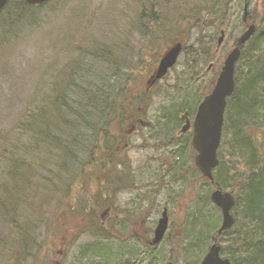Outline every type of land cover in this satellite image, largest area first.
<instances>
[{"label":"trees","instance_id":"16d2710c","mask_svg":"<svg viewBox=\"0 0 264 264\" xmlns=\"http://www.w3.org/2000/svg\"><path fill=\"white\" fill-rule=\"evenodd\" d=\"M134 1L142 35L164 44L182 43L183 53L189 55V76L181 100L175 98L158 108L159 128L147 127L154 139L168 142L151 147L162 150L179 145L175 139L167 141L176 136L179 113L183 109L194 112L209 85L214 84L199 89L208 73L203 68L211 63L216 67L226 52L228 39L219 49L218 37L236 22V9L245 5V0H146L148 5L145 0ZM248 3L251 8L252 0ZM49 4L32 6L25 0H10L0 13V47L6 50L23 35L42 31L41 13ZM262 7L261 13L257 6L249 10V23L256 26V32L243 47L237 66L236 91L228 102L214 185L195 167L196 152L190 143L180 152L175 149L170 157L166 178L172 176L171 181L182 182L193 196L196 193L185 221L179 222L180 235L172 232L167 237L176 247L171 261L182 256L187 263L200 264L216 238L222 255L232 264H264V0ZM241 26L244 33L243 15ZM194 35L196 45L187 46ZM84 38L76 47L65 49V63L61 56L55 57V64L59 63L56 69L48 67L49 76L47 71L43 73L26 109L10 130L0 131V264H45V251H53L51 243L59 235H67L69 222H64L65 218L70 222L83 218L73 243L84 233L109 241L111 229L123 249L131 242L142 246L137 242L138 232L131 230L129 239L124 238L127 226L132 227L133 219L138 221L141 209L129 211L122 222H111L107 211L114 207L116 193L139 190L122 141L132 136L128 131L141 120L136 112H145L151 105V91L147 92L146 86L137 90L136 85L154 70L142 72V52L138 59H128L117 44ZM162 50L158 49L157 63ZM187 157L191 165L185 162ZM216 188L231 191L236 198V223L220 236V221H214L218 209L211 202ZM155 194L159 191H148L144 198L149 201ZM179 197L184 195L168 199L177 210ZM61 219L65 225L59 227ZM48 220L54 224L42 238V226ZM198 229L202 232L197 233ZM210 230L211 238L207 236ZM152 233L145 231L144 247L157 251L158 247L150 245ZM97 246L85 252L105 261L116 257L114 251L111 257L108 248Z\"/></svg>","mask_w":264,"mask_h":264},{"label":"rangeland","instance_id":"374dc122","mask_svg":"<svg viewBox=\"0 0 264 264\" xmlns=\"http://www.w3.org/2000/svg\"><path fill=\"white\" fill-rule=\"evenodd\" d=\"M262 2L263 0H252L250 10L257 6L261 13L263 9ZM145 3L146 0L144 1ZM243 8L244 5L239 4L236 9L239 17L227 30L226 52L219 60L217 68L220 67L227 53L232 49L236 39L242 34L241 18ZM41 14L44 17L42 31L35 30L31 34L23 35L16 42L11 43L6 50L5 47H0L1 132L10 130L19 115L26 109L29 99L35 93L34 90L37 89L43 79V73L47 71L48 77L51 69H56L55 66L59 63L55 64V57L61 56V61L65 63L68 58L63 55L65 49L71 45L76 47L83 37H85L84 39L94 38L103 44H117L124 51L123 55L128 59H138L140 56L139 52H142V72L154 70L157 66L158 49L163 47L161 56L168 46L171 45V43L164 44L161 41L155 42L151 35L148 36L144 33L142 35L139 32V28L141 29V25L138 23L139 12L134 0H55L46 6ZM196 38L197 36L194 35L187 46L196 45ZM86 47L88 48L89 46L86 45ZM147 47L148 49H146ZM188 60L189 55L183 53L177 66L151 91L149 109L145 112H136L138 114L137 117L147 122L152 128L156 127L157 129L160 127L158 108L171 104L175 101V98H178L179 101L181 100V90L187 86L186 78L189 76ZM51 65L52 68L47 70ZM203 71L208 72L207 66L203 68ZM149 77H146L145 80L136 85L137 90H141L143 86H146ZM214 78L213 72H209L206 75V79L199 85V89H205L208 86L206 83L210 84ZM48 80L49 78H47ZM210 88H212V84L209 85ZM189 103L193 105V100H189ZM138 125L140 126V131L123 140L122 143L124 145L127 141L132 146L126 156L131 163L135 184H138L139 190H125L116 193L110 220H112L111 222L116 220L122 222L126 219L129 211L139 207L142 209V213L148 217V221L142 228H138L140 223H137L133 234L138 232L141 236H145V231H153L156 227L158 220L162 216L163 209L168 208L171 218L170 222L171 220L174 222V227H171L169 234L173 232V234L180 235L179 222L185 221L187 212L191 207L189 202H191L193 194L182 182L171 181L172 176L166 178V176H169L166 175V168L169 166L168 162L172 164L170 157L174 156L173 148L167 147L162 150L151 148L152 146H162V143L167 145L168 142L163 138L154 139L156 136L149 133L147 126L146 128L143 126L141 128V124ZM184 160H186L185 162L188 165H191L188 157L184 158ZM157 190L159 191L158 195L155 194L149 201L145 200V193L148 191L156 192ZM176 194L184 195V198H177V201L180 202L178 210L174 209L172 203L168 200L169 197ZM195 197L196 193H194L193 198L195 199ZM210 210L215 211L212 207H210ZM214 213L216 216L214 221L216 220L217 224L220 221L218 229L222 223V216L218 210ZM209 217L207 216V218ZM82 220L83 218H78L70 222L65 218L64 222H69L67 235L66 237L59 235V239L51 243L53 251H50V249L45 251V264H167L171 260L172 252L176 249L173 243L174 240L168 239V241V236L156 248L157 251L146 249V247L139 245L134 246L135 243L133 242L126 243L123 249V246L117 240L119 237H115L111 229H108L111 234L109 241L93 237L90 233H84L73 243L77 236L76 234L81 230ZM44 223L42 226L43 236L40 235L42 238L46 237L47 233L52 230L54 221L48 220ZM63 225L65 224H62L61 219L58 226L62 227ZM191 228L190 226L189 233ZM130 231V226H127L125 240L129 239V234L132 233ZM200 232L202 231L198 229L197 233ZM207 236L211 238V230L208 231ZM92 246L102 249L108 248L109 252H111V257L113 251L116 257L105 261L99 259L95 254L86 253L85 251ZM95 250L97 252L102 251L99 249ZM207 250L208 248L204 254H206ZM106 251L104 250V252ZM120 254L123 256L118 258ZM173 261L175 264H190L182 256L177 257ZM189 261L191 262V260Z\"/></svg>","mask_w":264,"mask_h":264},{"label":"water","instance_id":"95a60500","mask_svg":"<svg viewBox=\"0 0 264 264\" xmlns=\"http://www.w3.org/2000/svg\"><path fill=\"white\" fill-rule=\"evenodd\" d=\"M10 0H0V13L5 8ZM29 5L40 6L44 5L51 0H25ZM244 8V23L248 22V9L249 0H245ZM256 26L249 24L247 30L238 38L233 49L228 53L223 61L220 73L217 77L213 90L205 96L201 102L198 112L192 124L188 114L183 116L186 124L181 129V134L193 129L192 145L197 155L195 157V166L202 176L208 179L212 185L215 183L214 171L219 166L220 161L218 158V151L220 149L223 129L225 124V114L228 106V100L234 95L236 91V67L242 56V49L247 42L254 36ZM225 39L224 31L218 39L219 48ZM183 45L176 43L171 46L162 56L159 61L158 67L151 77L149 84L154 86L158 81L165 78L168 73L177 65L178 60L182 54ZM211 64L208 70H211ZM213 204L221 210L222 223L217 232L220 236L235 225L236 220L233 216V209L236 206V198L231 192H224L216 188L211 194ZM169 216L168 211H163L162 217L154 230V237L152 245H159L168 230ZM222 247L218 245L217 239H214L213 244L210 246L207 254L200 264H232L230 259L222 257ZM167 264H174L172 261Z\"/></svg>","mask_w":264,"mask_h":264},{"label":"flooded vegetation","instance_id":"af4514ba","mask_svg":"<svg viewBox=\"0 0 264 264\" xmlns=\"http://www.w3.org/2000/svg\"><path fill=\"white\" fill-rule=\"evenodd\" d=\"M235 44V43H234ZM215 67V66H214ZM213 67V69L211 70V71H209V72H213V74H214V76H215V78H214V80H213V82H215V79H216V77H217V75H218V73H219V68H217V70H216V68H214ZM214 70V71H213ZM156 71V70H155ZM155 71H153V73L151 74V76H150V78L152 77V75L155 73ZM207 72V71H206ZM208 72V73H209ZM207 73V74H208ZM203 76H204V74H203ZM206 77V76H205ZM201 81H203V80H201ZM146 91L147 92H149V91H152L153 89H154V86L152 87V86H150V84L148 83L147 85H146ZM202 91V90H201ZM210 92H209V90L206 92V95H208ZM205 95V96H206ZM205 96L203 97V99L200 101V103L197 105V107H196V109H195V111L194 112H190V109H183V111H181L182 113H179V115H178V120H179V125H178V128L176 129V131H175V137H170L169 139H167L168 141L169 140H177L178 142L177 143H179V145L178 146H172V148H173V150H175V149H178V151L180 152V150H182V148H186L187 147V144L188 143H190V146H191V148L193 147V145H192V139H193V129L191 128L188 132H186V133H184V134H181V129L183 128V126L186 124V121L183 119V116L185 115V114H188V117L190 118V120H191V122H192V124H193V122H194V118H195V116H196V114H197V112H198V108H199V106H200V104H201V102L204 100V98H205ZM190 108V107H189ZM137 123H140L141 124V126H143V127H145L146 128V126L147 127H150V125L147 123V122H145V121H143V120H139V121H136V123L132 126V128L128 131V136L129 135H134V134H136L137 132H138V128H137V126H136V124ZM130 133V134H129ZM176 143V142H175ZM185 143H186V145H185ZM124 147H125V149H126V151L128 152L129 151V149H130V147H132L127 141L125 142V144L123 145ZM124 147H122V148H124ZM122 148H120V149H122ZM188 154H189V151H188ZM185 156V155H184ZM193 155H192V153H191V157H192ZM194 158H195V156H194ZM169 163V166H168V168H166V173H168L167 171L170 169V166H171V163L170 162H168ZM123 170H125L126 172H127V170L126 169H123ZM123 191H125V190H123ZM121 192H122V190H121ZM112 209L113 208H109L108 209V214H109V218H110V216H111V213H112ZM142 210V209H141ZM107 212H106V214H107ZM138 221H140V222H138ZM138 221L137 222H135L134 221V219H133V225H132V227L130 228V230H132V232L133 233H135V227L137 226L136 224L137 223H140L139 224V226L140 227H138V228H142V227H144L145 226V223L148 221V217H146L145 218V214L144 213H142V211L141 212H139V217H138ZM127 222H128V218H127ZM129 224H130V222H129ZM137 242H139L141 245H142V247H144V242H145V236L143 235V236H141V234L140 233H138L137 234ZM136 241V240H135Z\"/></svg>","mask_w":264,"mask_h":264}]
</instances>
